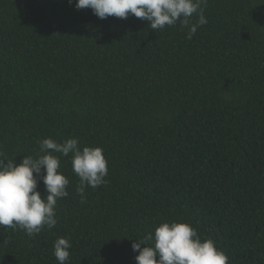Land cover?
I'll return each instance as SVG.
<instances>
[{
  "label": "trees",
  "instance_id": "1",
  "mask_svg": "<svg viewBox=\"0 0 264 264\" xmlns=\"http://www.w3.org/2000/svg\"><path fill=\"white\" fill-rule=\"evenodd\" d=\"M74 4L0 0V153L18 164L43 138L76 137L103 149L107 183L81 203L71 154L56 153L69 180L56 226L0 227V264H58V237L67 264H137L132 243L172 221L228 264H264V0H207L191 39Z\"/></svg>",
  "mask_w": 264,
  "mask_h": 264
},
{
  "label": "clouds",
  "instance_id": "2",
  "mask_svg": "<svg viewBox=\"0 0 264 264\" xmlns=\"http://www.w3.org/2000/svg\"><path fill=\"white\" fill-rule=\"evenodd\" d=\"M206 5L207 0H75L74 4L78 10L90 8L100 19L109 16L127 19L134 15L146 20L153 31L179 22L187 29V39L207 24ZM193 14L198 19L190 23ZM38 144L39 154L25 155L18 164L14 157L9 159L0 153V227L19 228L28 236L39 234L45 226L55 227L57 200L69 195V180L58 171L60 159L56 153L65 157L71 154L72 171L79 178L76 192L81 203L86 202L85 189L106 184L108 174L107 160L99 146L81 149L76 137L62 142L46 137ZM41 179L46 192L43 197L37 190ZM138 240L132 243V250L138 252L137 264H228L227 254L212 239H202L188 222H162ZM141 244L146 246L141 248ZM71 246L65 237L53 242L58 264H67Z\"/></svg>",
  "mask_w": 264,
  "mask_h": 264
}]
</instances>
